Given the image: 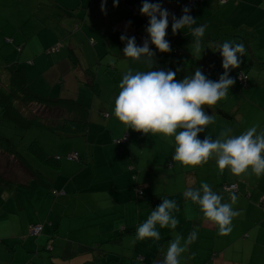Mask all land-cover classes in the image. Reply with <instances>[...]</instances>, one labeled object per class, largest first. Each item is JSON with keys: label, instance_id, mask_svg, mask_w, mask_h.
Returning <instances> with one entry per match:
<instances>
[{"label": "crops", "instance_id": "crops-1", "mask_svg": "<svg viewBox=\"0 0 264 264\" xmlns=\"http://www.w3.org/2000/svg\"><path fill=\"white\" fill-rule=\"evenodd\" d=\"M47 1L50 9L59 7L64 16L66 13L67 17L77 21L78 29L86 36L91 35L94 41L90 39L89 43H92L91 53L95 63L100 64L101 57L109 54L104 75L111 74L110 68L113 70L111 75L121 68L118 54L123 52L125 46L120 39L122 34L138 38L141 43L136 41L137 46L142 45L143 37H147L144 29L148 22L145 21L146 16L139 12L142 0H118L115 7L113 0H107L106 14L100 10L101 0ZM186 1L162 0V6L179 18L182 14L180 5ZM215 1L212 0L206 6L210 0H201L190 11L196 18L197 26L207 25L203 39V46L207 48L203 50L202 56L196 59L191 54V41L195 38L190 31L183 29V32L172 34L170 15L166 39L175 47L171 48L172 52H156L155 57H162L157 68L175 71L178 80L192 75L196 68L201 69L211 80L219 77L218 58L221 56L219 50L215 51L216 47L224 41L245 42L238 35L222 34L221 23L227 22L237 27L246 25H236L233 22L237 19L231 21L232 18L228 16V13L232 15L236 11L240 0H227L222 4H216ZM257 3L258 0H254L249 5L254 8ZM82 10L83 14H80ZM259 10L262 11L261 8ZM201 13L204 15L199 17ZM210 19L212 21L208 24ZM245 47L248 54L246 66L251 64L262 70L264 55L251 51L249 45L245 44ZM176 48L179 49L176 51ZM150 49L156 51L153 45H150ZM121 56L127 59L126 64L121 65L122 69L128 65V70H147L145 65L132 61L123 53ZM79 62L77 70L69 58L59 60L57 66L62 67L60 78L69 75L74 83L84 85L81 66L91 65L83 54ZM68 65L74 69L73 73L68 70ZM94 66L100 90H103L106 83L100 76L102 72L98 65ZM65 69L66 74H63ZM75 70L78 73L75 74ZM119 74L122 76L121 72ZM260 77L255 80L263 81L264 78ZM245 93L248 96L257 94ZM240 96L245 98L244 95ZM260 96L264 102V95ZM245 100L252 105L248 112H239L237 105L227 109L221 105L234 115L232 119L220 116L214 107L206 108L215 122L208 125L204 133L198 134L199 137L203 139L208 135L215 139L225 129H231V135H239L252 126L257 127L258 133L264 132V104L263 109H260ZM254 112L260 113L263 119L258 123L252 119L253 124L247 126ZM119 124L122 123L113 116L107 124L104 121L102 125H92V128H98L99 132H110ZM122 135L127 136L128 141L121 144H117L116 140H55L53 152H48L53 157L77 152L79 157L88 155L89 160L82 163L80 160L61 159L58 170L43 167L50 180L49 187L31 181L28 186L12 191L0 188V264H99L101 260H117L119 264H147L152 260V255L156 264H159L157 259L164 258L163 253L175 236L179 234L187 238L193 229L197 230L198 237L183 254L192 258V261L189 263L181 257V264H264V176L258 178L250 169L240 177L231 174L227 168L220 173L215 157L200 166L186 167L172 159L174 141L171 138L157 135L144 137L142 133L131 129L125 132L117 129L116 139ZM202 183H208L214 192L223 197L222 202L228 203L233 192L227 191L224 185L235 183L237 186L234 193L238 199L233 207L239 215L233 219L232 230L227 235H220L217 227L203 217L199 206L183 196L187 188H199ZM136 187L141 188L142 196L137 195ZM53 190L56 192L53 193ZM162 197L177 202L179 211L175 216L179 224L176 229H161L157 226L161 234L158 242L136 240L137 226L146 221L151 211L161 203ZM37 224L42 225V230L38 236H33L29 230ZM101 250L106 252L102 253ZM108 254L112 256L107 257Z\"/></svg>", "mask_w": 264, "mask_h": 264}, {"label": "clouds", "instance_id": "clouds-1", "mask_svg": "<svg viewBox=\"0 0 264 264\" xmlns=\"http://www.w3.org/2000/svg\"><path fill=\"white\" fill-rule=\"evenodd\" d=\"M107 0H101L100 10L106 14ZM118 0H113V7ZM190 8L181 9L177 18L162 6V0L150 2L142 0L139 12L148 18L144 31L147 37L142 45L137 46L135 36L122 34L124 42L123 55L132 61L145 65L147 70L133 71L131 68L123 75L115 98L113 115L119 122L144 135H160L174 141L172 159L183 166L194 168L216 158V166L220 173L227 168L231 174L240 177L249 169L258 178L264 176V132H257L252 126L239 135H231V129H225L219 137L198 134L204 133L207 126L213 124L214 117L206 112L219 101L226 98L235 80L230 76L233 69L240 67L241 58L246 55L244 43L224 41L215 49L221 56L222 74L217 80H211L196 68L190 76L176 79L177 73L172 70L156 68V52L172 51L166 39L171 15V31L175 35L183 29L190 31L195 38L191 41V54L199 59L203 50V39L207 25L197 26L196 18L190 14ZM184 34V33H183ZM155 46V50L150 49ZM207 106V107H206ZM126 138L127 136H123ZM124 140V139H121ZM186 200L199 206L203 217L214 224L220 235H227L232 230V221L239 215L233 206L237 195H230V203L222 202L223 197L212 190L208 183L199 188L189 187L183 192ZM179 211L177 202L162 197L161 203L151 211L149 217L136 228V240L161 239L159 228L176 229L179 220L175 213ZM198 232L193 229L187 238L177 234L163 253L161 264H181L182 255L188 246L196 241Z\"/></svg>", "mask_w": 264, "mask_h": 264}, {"label": "rangeland", "instance_id": "rangeland-1", "mask_svg": "<svg viewBox=\"0 0 264 264\" xmlns=\"http://www.w3.org/2000/svg\"><path fill=\"white\" fill-rule=\"evenodd\" d=\"M211 1L212 0H210L206 6H208ZM240 1V5L236 11L232 15L228 13V16H230V19L232 18L231 21L237 19L236 22H233L236 25H246L234 27L249 31V33H244L247 38L246 44L250 46L251 51L254 53L264 55V13L259 10V8L263 10L262 6H264V0H258L257 6L254 8L249 5V2L254 0ZM215 3L219 4V1L216 0ZM49 6L47 0H0V65L7 63L11 68L18 66L23 69L26 73L30 91L41 97L56 99L72 96L77 98L80 103L86 105L90 109L92 108L93 114L99 118H101V115L98 111H101L102 115L103 113L109 114L110 117L108 119L103 118L105 124H107L114 116V101L120 91V89L119 91L116 90V88L119 87H115V85L120 84L123 75L128 71V65H124V69H122L123 66H121L127 59L125 60L122 58L121 54L123 52L118 54V59L120 63L122 62L118 64L119 67H121L119 68L120 70L116 71L115 75H111L113 70L110 68L111 74L104 75L103 73L106 71L104 66L108 65V59H106V57L109 54L101 57L100 64L95 63L91 53L92 43H89L90 39L93 40L90 38L91 35L86 36L81 29H74V21L70 17H67L66 13L65 17L59 7H52L50 9ZM208 11L212 13L210 8H208ZM49 12H51L50 15ZM80 14H83V10L80 11ZM203 15L204 13H201L198 16L201 17ZM210 15L212 16L213 14ZM80 16L82 17V15ZM211 21V19L208 20V24H210ZM184 40H186V38ZM70 48H75L80 56L83 54L86 61H88L87 63L91 65L90 67L92 70L96 68L94 65H98L102 72L100 76L106 83L105 89L100 90L99 93H94L86 86L74 83V80L69 75L63 76L62 79L60 78L59 75L62 73V67H59V65L57 66V64L59 60L68 59L67 54ZM247 57L248 54L246 53L245 57L241 58L240 67L235 69L236 74L234 69L229 73L235 80V83L230 88L229 95L216 105H222L225 109L237 105L239 107V112H248L252 108V105L245 100L246 98L258 108L263 109V97L260 95H264V80L260 81L255 79L258 76L264 78V68L261 70L259 66H252L251 64L246 66ZM115 58L116 57H114V59ZM161 58L154 57L155 69L159 67ZM55 61H57L56 64L54 63ZM92 62L94 63L92 64ZM218 62V74L220 75L223 72L221 58H218ZM138 63L140 64V62ZM68 70H71L73 73L74 69L71 68V65H68ZM239 70L248 71V86L250 83V88H243L244 86L241 87V84H237V72L242 73ZM65 71L66 69L63 71V74H66ZM76 72L75 70V74ZM119 72H121L122 76ZM218 78L219 77H216L213 80L215 81ZM246 91L250 94H257L248 96L247 93H245ZM240 95H244L245 98ZM252 119H255V123H258L263 117L260 113L254 112L251 120L247 121V126H250ZM109 127L110 126H108V128ZM117 129L121 132H125L126 126L124 124H119L115 126L112 131L108 132V130H103L102 133L98 131V128L95 130L91 126L90 135L86 134L83 137L64 135L63 137L55 139L54 135L50 134L49 131L46 132L36 126H32L23 131L19 129L14 130L11 128V124L8 121L3 119L0 120V134L14 141L17 144V150L33 165L38 164V162L27 152L28 150L26 147L35 138L43 143L44 149L47 152H53L52 147L55 140H116V137H118L116 136ZM158 136L160 135H157V137ZM73 151L77 150L74 149ZM65 154L66 153H62L61 155ZM65 160L66 159H64V161ZM101 249L105 248L101 247ZM109 256H112V254H108L107 257ZM182 257L186 258V260L191 263L192 258H188L185 255ZM157 261L160 262L161 260L157 259ZM154 263L156 264V261ZM147 264L151 263L148 262Z\"/></svg>", "mask_w": 264, "mask_h": 264}, {"label": "trees", "instance_id": "trees-1", "mask_svg": "<svg viewBox=\"0 0 264 264\" xmlns=\"http://www.w3.org/2000/svg\"><path fill=\"white\" fill-rule=\"evenodd\" d=\"M193 1L194 4L191 7L189 5L190 0L182 3L180 7L183 8L188 6L190 10L193 11L196 6L201 3V0ZM218 1L219 3H223L221 0ZM163 7L168 9L166 6ZM262 8L263 10H261L264 13V6H262ZM168 11L170 12L169 9ZM145 21L148 22L147 17L145 18ZM73 26L74 29H78L77 21L73 22ZM220 30H222V34L226 36L238 35L241 37V39L245 40V44L247 42L245 37V34L249 33L247 30L234 27V25H231L227 22L221 23ZM136 41L140 42L138 38H136ZM91 42H93V40H91ZM170 47L173 48L175 46L170 45ZM178 49L179 48H176V51ZM67 56L72 62V66L78 69V67H80V56L77 50L75 48H70ZM261 62H264L263 57ZM239 71L247 76L246 86L243 87L241 85V87L247 88L249 79L247 74L248 71ZM81 73L83 84L92 92L99 93L101 85L97 80L95 70H92L90 67L82 68L81 66ZM237 76L236 80L237 84H239ZM214 110L217 114L226 119H232L234 117L233 114H230L222 106L215 105ZM98 113L101 115V118L93 114L92 108L90 109L86 105L80 103L77 98L72 96L56 99L41 97L30 91L26 73L23 71V69L18 66L11 68L7 63L0 65V120L3 119L8 121L11 124V128L14 130L19 129L23 131L31 128L32 126H36L41 130H45L46 132L49 131L50 134L54 135L55 139L63 137L64 135L83 137L86 134L90 135V127L92 125H102V123L105 121L103 118L108 119L110 117V115L107 113L103 114L104 116L102 115L101 111H98ZM103 127L104 129L106 128L105 125H103ZM121 139H123V135L120 136V138H117L115 142L117 144H121L128 141V137L127 140ZM26 149L28 150L27 152L34 158V160L38 162V164L33 165L31 162H29L28 159L17 150V144L14 141L0 134L1 189L12 191L13 189L15 190L17 188H24L25 186H28L31 181H37L40 185L49 187L50 180L45 175L42 169L43 167L58 170L60 168L61 159L80 160L82 163H85L87 160H89L88 155L84 158L79 157L77 152H74L77 154L76 159L68 158L67 154L69 152L65 155L53 157L44 149L43 144L37 138L33 139L27 145ZM229 185L236 184H225L224 187L227 191H237V186L236 190L227 189L226 186ZM136 189L137 195L142 196L141 188L136 187ZM54 192H56V190H53V193ZM128 231L129 230L126 232ZM40 232L33 236H38ZM114 238L112 239L113 241L117 240V238L115 240ZM101 251L102 253L106 252L104 250ZM117 256H119V254H117ZM153 257L154 255H152V260L150 261L151 264L152 261L153 264L156 261V259H153ZM162 260L159 264H161ZM101 261L102 262H99V264H119L117 260Z\"/></svg>", "mask_w": 264, "mask_h": 264}, {"label": "built area", "instance_id": "built-area-1", "mask_svg": "<svg viewBox=\"0 0 264 264\" xmlns=\"http://www.w3.org/2000/svg\"><path fill=\"white\" fill-rule=\"evenodd\" d=\"M222 2L226 1V0H221ZM194 4V1L193 0H190L189 2V5L190 7ZM170 18V17H169ZM144 38L141 39V41L143 42ZM237 79H238V82L239 84H241L242 86L245 85V82L247 80V76L244 74V73H239L238 76H237ZM124 140L126 138H123ZM67 157L68 158H72V159H76L77 158V154L76 153H68L67 154ZM227 189H235L236 190V185H229V186H226ZM42 230V225L41 224H37L33 227L30 228V233L32 235H36L38 234L40 231Z\"/></svg>", "mask_w": 264, "mask_h": 264}, {"label": "bare ground", "instance_id": "bare-ground-1", "mask_svg": "<svg viewBox=\"0 0 264 264\" xmlns=\"http://www.w3.org/2000/svg\"><path fill=\"white\" fill-rule=\"evenodd\" d=\"M244 86H246V82H245V85Z\"/></svg>", "mask_w": 264, "mask_h": 264}]
</instances>
